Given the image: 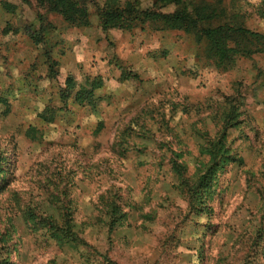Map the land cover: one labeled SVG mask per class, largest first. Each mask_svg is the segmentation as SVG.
<instances>
[{
	"label": "rangeland",
	"instance_id": "obj_1",
	"mask_svg": "<svg viewBox=\"0 0 264 264\" xmlns=\"http://www.w3.org/2000/svg\"><path fill=\"white\" fill-rule=\"evenodd\" d=\"M8 1L16 9L0 0V264H264V52L220 71L180 30L103 32L94 13L82 27L34 0ZM261 1L220 6L264 34L253 12ZM39 14L50 26L35 45L18 29L38 30ZM93 76L103 83L93 105L75 103ZM67 78L74 88L64 100ZM28 126L38 141L26 138ZM221 135L227 161L198 213L179 186L196 181ZM111 204L123 214L112 229ZM65 222L76 237L59 243L51 224Z\"/></svg>",
	"mask_w": 264,
	"mask_h": 264
},
{
	"label": "trees",
	"instance_id": "obj_2",
	"mask_svg": "<svg viewBox=\"0 0 264 264\" xmlns=\"http://www.w3.org/2000/svg\"><path fill=\"white\" fill-rule=\"evenodd\" d=\"M37 8L44 9L45 13H55L61 16L63 21L70 25L85 27L90 22V16L94 13L99 19V27L103 32L108 30L131 31L134 27L153 25L155 29L168 31H182L191 37L194 44L201 47V55L204 58L205 66L213 65L217 70H226L235 61L241 58H250L252 55L264 52V34L249 30L244 26L242 17L237 11H227L226 6L221 7L222 0L209 3L206 0H154L150 7L141 6L138 0H104L102 4L96 0H34ZM30 4L28 0H22ZM264 4V0H263ZM2 7L10 14L15 13L16 6L8 0H2ZM264 18V8L258 12ZM43 18L39 14L38 30H31L30 26H23L18 30L22 31L35 45L43 43V34L48 26L43 25ZM204 46L202 47V44ZM197 54L195 55V57ZM198 58H201L198 54ZM130 74H120V79L128 80ZM89 87L81 88L74 95L75 103L79 105H93V91L103 85L99 76L87 78ZM67 90L61 94L66 100L74 88L70 78L65 80ZM52 111L49 117L44 120H51ZM233 112L229 111L225 116L233 118ZM26 138L29 141H38L41 135L33 126L26 129ZM210 157L209 164L205 166L196 181L190 185L187 180L181 181L180 189L189 195V203L196 212L205 210V193L212 186L216 179L217 170L222 163L227 161V153L224 146V138L221 135L215 142L210 143L206 149ZM6 156L0 155V161L6 160ZM0 163V172L2 171ZM109 222L112 229L123 217L117 211L114 204L109 205ZM53 226V238L59 243L62 240L74 241L75 233L67 222L63 226Z\"/></svg>",
	"mask_w": 264,
	"mask_h": 264
},
{
	"label": "crops",
	"instance_id": "obj_3",
	"mask_svg": "<svg viewBox=\"0 0 264 264\" xmlns=\"http://www.w3.org/2000/svg\"><path fill=\"white\" fill-rule=\"evenodd\" d=\"M263 8H264V5H263V3H262V1H261V3H259L258 5H256L255 10H253L255 16L258 17V16H259V13H258V12L262 11ZM259 17H260V16H259Z\"/></svg>",
	"mask_w": 264,
	"mask_h": 264
}]
</instances>
